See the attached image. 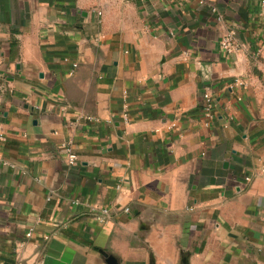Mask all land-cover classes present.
<instances>
[{"label":"crops","instance_id":"1","mask_svg":"<svg viewBox=\"0 0 264 264\" xmlns=\"http://www.w3.org/2000/svg\"><path fill=\"white\" fill-rule=\"evenodd\" d=\"M263 1L0 0V264H264Z\"/></svg>","mask_w":264,"mask_h":264},{"label":"built area","instance_id":"2","mask_svg":"<svg viewBox=\"0 0 264 264\" xmlns=\"http://www.w3.org/2000/svg\"><path fill=\"white\" fill-rule=\"evenodd\" d=\"M264 2V1H263ZM220 46L221 48L227 52V53H232L236 50L239 49V47L236 44V39L234 37V33L229 30L228 32H226L223 36L222 39L220 41ZM260 51H257V54ZM202 100H203V112L206 114V116L208 118L212 117V111H213V104H214V98L212 96V94L210 92L205 91L204 94L202 95ZM87 121H95L94 118L92 117H86ZM4 139V136L2 134V132H0V141H2ZM67 161L68 164L70 166H75L76 164V156L70 151V149H67ZM125 212H128V209H124ZM102 214L104 216L108 215V211L107 210H102Z\"/></svg>","mask_w":264,"mask_h":264},{"label":"water","instance_id":"3","mask_svg":"<svg viewBox=\"0 0 264 264\" xmlns=\"http://www.w3.org/2000/svg\"><path fill=\"white\" fill-rule=\"evenodd\" d=\"M106 262H107L108 264H115V263H114V259H112V257H110V256H107V260H106Z\"/></svg>","mask_w":264,"mask_h":264}]
</instances>
